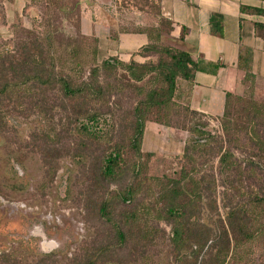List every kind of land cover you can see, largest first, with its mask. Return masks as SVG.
I'll return each instance as SVG.
<instances>
[{"label": "trees", "instance_id": "16d2710c", "mask_svg": "<svg viewBox=\"0 0 264 264\" xmlns=\"http://www.w3.org/2000/svg\"><path fill=\"white\" fill-rule=\"evenodd\" d=\"M45 1V7L54 5L52 0ZM247 12L264 16V10ZM153 14L157 18L156 26L135 32L144 34L148 40L137 55L146 60L156 55L155 64L133 61L123 64L114 58L101 60L92 39V60L98 59L100 63L90 66L84 77L80 74L78 79H73L62 75L57 68L59 61L48 36L39 39L34 30L19 28L16 37H23L25 41L18 42L11 50L0 45V105L6 97L17 95L35 97L33 107L44 104L46 93L55 88L60 99L68 103L71 117L84 122L77 127L76 134L96 142L103 137V133L90 127L103 116L100 107L94 105L103 95L98 74L122 71L133 83L151 76L152 86L134 88L139 99L132 111L128 147L138 158L154 156L140 152L146 123L190 135L182 149V162L170 176H143L137 164L128 166L125 163L116 145L103 154L99 162L85 168V174L91 175L93 180L86 188L88 198H96L89 214L104 224L105 231L99 242L71 264H121V261L126 264L134 256H143L146 251L143 248L153 249L163 242L178 264H226L232 249L254 238V231L250 229L258 215L250 206L253 209L264 206L261 167L264 162V105L253 99V77L246 69L247 58L238 55V68L245 72L242 95H225L219 119L226 138L221 139L204 129L207 122L200 115L173 102L176 81H191L195 64L187 53L159 44L163 34L171 31V24L160 16L158 0ZM69 61L74 67L78 66L74 58ZM155 77H159L163 88L154 87ZM154 113L160 114L161 119L167 118L166 121L148 122ZM3 120L0 112V127H4ZM241 121L249 132V146L254 149L243 161L231 153L233 142L228 138L242 128ZM213 159H216L215 167ZM216 175L220 180L215 179ZM126 178L129 181L122 183ZM110 185H115L116 189L108 191ZM217 185L222 191H218ZM98 191L101 193L97 194ZM219 205L222 216L218 212ZM159 222L168 227L167 235ZM137 247L142 250L138 254Z\"/></svg>", "mask_w": 264, "mask_h": 264}, {"label": "rangeland", "instance_id": "374dc122", "mask_svg": "<svg viewBox=\"0 0 264 264\" xmlns=\"http://www.w3.org/2000/svg\"><path fill=\"white\" fill-rule=\"evenodd\" d=\"M52 1V7H45V0H29L18 16L6 11L5 5L11 0H0V45L14 49L18 42L25 41L23 37H16L19 28L34 30L39 39L49 37L62 75L73 79H78L80 74L84 77L90 66L100 63L98 59L92 60L94 43L79 32L75 0ZM112 6L117 12L120 31L134 32L156 26L157 18L153 14L156 0H112ZM159 44L170 48L174 45L164 34ZM71 58L78 66L70 64ZM157 59L158 56L151 55L144 63L155 64ZM150 77L133 83L122 71L98 74L103 95L94 105L100 107L103 116L90 127L103 133V137L96 142L76 134L77 127L84 122L71 117L68 103L60 99L55 88L46 93L44 104L34 107L35 97H6L0 105L4 118V127H0V264H71L99 242L105 226L89 214L96 198H88L86 188L93 180L91 175L85 174V168L99 162L113 145L121 149L125 163L128 166L137 164L145 177L170 176L178 170L182 153L144 159L138 158L128 147L132 111L139 99L134 88L152 86ZM163 86L159 77H155L154 87L161 89ZM254 101L264 105L262 100ZM166 119L154 113L148 122ZM206 125V131L226 138L220 119ZM240 125L242 128L228 138L233 142L231 153L243 161L254 149L249 146V132L243 128V121ZM158 129L164 131V128ZM180 132L184 133L185 143L190 135ZM215 160L211 161L213 167ZM261 167L264 174V162ZM215 179L220 180L217 175ZM128 181L126 178L122 183ZM115 189V185L108 187V191ZM217 189L222 191L219 185ZM250 207L259 216L250 229L254 231V238L232 249L226 264H264V206ZM218 212L223 215L220 205ZM158 225L166 235L169 233L165 224L159 222ZM163 243L153 249L143 248L146 250L143 256H134L126 264H178ZM142 250L137 247L136 254Z\"/></svg>", "mask_w": 264, "mask_h": 264}, {"label": "crops", "instance_id": "0c3cea01", "mask_svg": "<svg viewBox=\"0 0 264 264\" xmlns=\"http://www.w3.org/2000/svg\"><path fill=\"white\" fill-rule=\"evenodd\" d=\"M28 4L29 0H11L5 8L20 16ZM74 5L79 12V32L95 41L99 59L145 62L137 53L148 44L146 36L119 30L112 0H75ZM158 7L160 16L171 24L167 36L173 48L187 53L195 64L191 81H176L174 103L203 119H219L225 95L241 96L244 91L239 54L246 56V69L253 77V99L264 102V16L247 12L264 10V0H158ZM158 128L164 127L144 126L140 152L155 156L182 153L184 133Z\"/></svg>", "mask_w": 264, "mask_h": 264}, {"label": "built area", "instance_id": "2783aa9c", "mask_svg": "<svg viewBox=\"0 0 264 264\" xmlns=\"http://www.w3.org/2000/svg\"><path fill=\"white\" fill-rule=\"evenodd\" d=\"M207 123H217V119H205Z\"/></svg>", "mask_w": 264, "mask_h": 264}]
</instances>
